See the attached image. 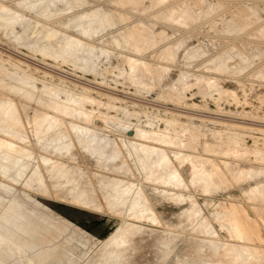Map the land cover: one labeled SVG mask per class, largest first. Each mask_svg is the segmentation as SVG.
I'll return each instance as SVG.
<instances>
[{
    "label": "rangeland",
    "instance_id": "obj_1",
    "mask_svg": "<svg viewBox=\"0 0 264 264\" xmlns=\"http://www.w3.org/2000/svg\"><path fill=\"white\" fill-rule=\"evenodd\" d=\"M0 8V139L26 165L0 169V264H241L243 245L264 264V200L249 192L264 184V0ZM34 115L55 122L34 132ZM193 158L210 182L187 173Z\"/></svg>",
    "mask_w": 264,
    "mask_h": 264
},
{
    "label": "bare ground",
    "instance_id": "obj_2",
    "mask_svg": "<svg viewBox=\"0 0 264 264\" xmlns=\"http://www.w3.org/2000/svg\"><path fill=\"white\" fill-rule=\"evenodd\" d=\"M56 1L57 0H41V3L43 5L44 9L46 11H48L54 5V3ZM133 1L135 2V0H133ZM0 10H1V8H0ZM98 17L99 16H95V18H97V20L95 19L96 20V22H95L96 24L94 25L95 27L93 28V32L98 30V26L103 24V21L98 20ZM93 19L94 18H88V20H86L85 23L87 25H89L93 21ZM244 23L245 22L243 20H241V24L244 25ZM8 25L12 26L14 24L9 23ZM78 27L79 26H77V28ZM46 37H49V38L54 37L55 38L56 35H55V33L53 31H48ZM256 37H258L261 40H264V29L258 31L257 34H256ZM72 43L73 44L75 43L74 44V46L76 45L75 48H78V49L83 48V45L80 42H78V41L73 42L71 39H68V38H64L63 39L64 48L67 47V46L69 48V45H72ZM136 43H137V40L134 39V41H132L131 44L136 46ZM86 49L90 53L95 51L94 48L88 47V46L86 47ZM59 52H61V51H59ZM132 69L134 70V66H133ZM51 105L52 104L50 102H48V106H51ZM9 107H10L11 111L10 112H6V114L7 115L10 114V116H12V117L17 115V109H15V106L14 105H9ZM54 107L56 109H58V110L61 109L60 105H55ZM71 110H72V108L68 109L67 111L71 112ZM54 122H55V118H53L50 115H42V116L41 115L40 116L39 115H34V119L30 120L28 122V127L32 131L35 132V131L42 130L43 127H51V126H53ZM15 123L19 124L20 127L23 128V126H22V124L20 122L16 121ZM7 134L10 135V133H7ZM96 139H99V138L94 136V135H91V136L88 137L87 142L90 143V142H92V141H94ZM228 142H229V140H228ZM14 146L15 145H14L13 142L7 141V140L4 141V140L0 139V149L1 148H4V149L7 148V150H8V151L0 150V169H2L1 171H5V170H7V168L12 167V168L17 169L18 172L23 173L26 170V165L22 163V157L19 155L20 152L16 151ZM211 151H213V150H211ZM51 153L58 154V149L56 148V146L52 145ZM193 159L195 161H197V162H201V160L198 159V158H193ZM43 160L44 161H48L49 159L43 158ZM201 164H202V162H201ZM186 171L190 175L192 174L193 177L196 176L200 181L205 182V183L210 182L209 176L211 174L213 175V174L216 173V170L214 168H211V169L204 168L203 164L201 166H197L193 170L191 169V167L189 165H187ZM243 173H244L245 177H249V176L258 174V172L254 171V170H245ZM249 192H254V194L256 195L257 198H260V199L264 200V184L261 185V186L256 185L255 187L251 188ZM251 198H253V197H251ZM4 210H5V208H4ZM7 214H8V212H7ZM232 214H234V213L232 212ZM8 215L0 216L1 227H2V229L4 231L7 229V227H8L7 224L9 223V220L11 218L10 215L9 216ZM231 224H232V227L237 232H239L241 234V236H243L244 238L249 239L253 235V233L249 232V230L234 215L232 217ZM137 228H138L137 226H132V231H126V230L122 229V233L118 234L114 238H110L109 241L113 240L115 242V244L122 245L123 243H125V241H127V239H129L132 235H134L138 231ZM235 248H236V250H238V259L240 260L241 264H262L261 263L262 255L259 253V251L257 249L252 248V247H248V246H245V245L236 246ZM108 264H118V263L116 261H111Z\"/></svg>",
    "mask_w": 264,
    "mask_h": 264
}]
</instances>
